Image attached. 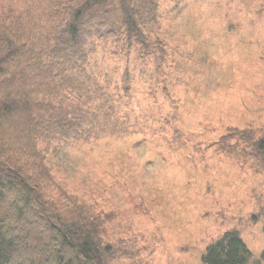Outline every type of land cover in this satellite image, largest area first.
Here are the masks:
<instances>
[{
    "label": "rangeland",
    "instance_id": "1",
    "mask_svg": "<svg viewBox=\"0 0 264 264\" xmlns=\"http://www.w3.org/2000/svg\"><path fill=\"white\" fill-rule=\"evenodd\" d=\"M156 1L153 55L100 44L89 68L123 132L43 146L46 168L102 218L109 264H203L232 231L264 264V0Z\"/></svg>",
    "mask_w": 264,
    "mask_h": 264
},
{
    "label": "trees",
    "instance_id": "2",
    "mask_svg": "<svg viewBox=\"0 0 264 264\" xmlns=\"http://www.w3.org/2000/svg\"><path fill=\"white\" fill-rule=\"evenodd\" d=\"M131 3L0 0V264H109L113 251L103 240L102 218L60 190L43 146L89 145L123 132L113 98L89 68L100 44L125 57L153 55L144 35L153 32L159 4L141 0L131 9ZM49 188L81 211L53 204ZM251 260L236 231L202 256L203 264Z\"/></svg>",
    "mask_w": 264,
    "mask_h": 264
}]
</instances>
